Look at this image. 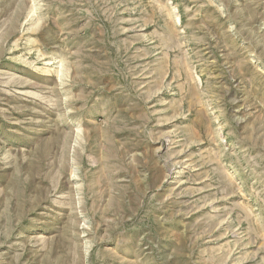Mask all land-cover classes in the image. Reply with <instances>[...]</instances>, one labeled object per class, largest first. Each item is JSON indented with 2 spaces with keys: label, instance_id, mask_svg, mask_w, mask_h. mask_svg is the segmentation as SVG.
<instances>
[{
  "label": "rangeland",
  "instance_id": "obj_1",
  "mask_svg": "<svg viewBox=\"0 0 264 264\" xmlns=\"http://www.w3.org/2000/svg\"><path fill=\"white\" fill-rule=\"evenodd\" d=\"M0 264H264V0H0Z\"/></svg>",
  "mask_w": 264,
  "mask_h": 264
}]
</instances>
